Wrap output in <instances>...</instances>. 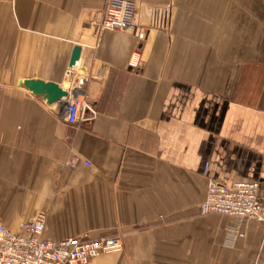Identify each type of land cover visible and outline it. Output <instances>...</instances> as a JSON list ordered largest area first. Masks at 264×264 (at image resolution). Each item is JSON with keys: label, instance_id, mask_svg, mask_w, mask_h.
<instances>
[{"label": "crops", "instance_id": "obj_1", "mask_svg": "<svg viewBox=\"0 0 264 264\" xmlns=\"http://www.w3.org/2000/svg\"><path fill=\"white\" fill-rule=\"evenodd\" d=\"M107 1L0 0L4 223L122 236L89 264H264V224L199 210L210 178L260 180L264 200V1L132 0L144 40L92 24ZM26 79L79 88L90 119Z\"/></svg>", "mask_w": 264, "mask_h": 264}, {"label": "built area", "instance_id": "obj_2", "mask_svg": "<svg viewBox=\"0 0 264 264\" xmlns=\"http://www.w3.org/2000/svg\"><path fill=\"white\" fill-rule=\"evenodd\" d=\"M92 24L99 30L132 29L139 40H144L148 33L146 27L136 24V4L132 0H108L101 17L92 20ZM78 90H70L69 98L61 103L63 118L70 124L90 119L86 116L90 105L85 94ZM199 210L202 215L218 213L235 218V234L244 222L264 224L262 182L243 179L227 184L210 178ZM45 228L44 214L20 222L18 230L6 226L0 216V264H89L103 253L124 249L119 234L103 237L84 234L54 240L44 237Z\"/></svg>", "mask_w": 264, "mask_h": 264}, {"label": "water", "instance_id": "obj_3", "mask_svg": "<svg viewBox=\"0 0 264 264\" xmlns=\"http://www.w3.org/2000/svg\"><path fill=\"white\" fill-rule=\"evenodd\" d=\"M80 56L81 47L77 45L75 46L71 57L69 70H72L76 66ZM68 75L71 76V71L68 72ZM21 84L35 95L42 97L50 105L64 103L70 96L69 88H65L52 81H44L42 79H26L23 80ZM87 115L88 114H86V116Z\"/></svg>", "mask_w": 264, "mask_h": 264}, {"label": "rangeland", "instance_id": "obj_4", "mask_svg": "<svg viewBox=\"0 0 264 264\" xmlns=\"http://www.w3.org/2000/svg\"><path fill=\"white\" fill-rule=\"evenodd\" d=\"M264 1V0H263Z\"/></svg>", "mask_w": 264, "mask_h": 264}]
</instances>
